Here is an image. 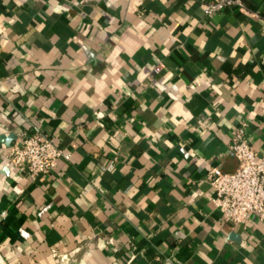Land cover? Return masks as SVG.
I'll return each instance as SVG.
<instances>
[{"label": "crops", "instance_id": "obj_1", "mask_svg": "<svg viewBox=\"0 0 264 264\" xmlns=\"http://www.w3.org/2000/svg\"><path fill=\"white\" fill-rule=\"evenodd\" d=\"M214 1L0 0V264H264L206 179L240 123L264 155V0ZM33 130L71 155L36 179Z\"/></svg>", "mask_w": 264, "mask_h": 264}, {"label": "built area", "instance_id": "obj_2", "mask_svg": "<svg viewBox=\"0 0 264 264\" xmlns=\"http://www.w3.org/2000/svg\"><path fill=\"white\" fill-rule=\"evenodd\" d=\"M233 8L248 9L245 0H217L207 4L204 13L209 18ZM246 129L247 124L240 123L228 145V153L238 161L236 171L223 173L219 167L210 166L206 178L214 195V208L232 227L246 226L252 216L264 222V155L254 148ZM70 158L39 130L18 132L6 150V159L14 171L31 179L52 173L60 159Z\"/></svg>", "mask_w": 264, "mask_h": 264}, {"label": "water", "instance_id": "obj_3", "mask_svg": "<svg viewBox=\"0 0 264 264\" xmlns=\"http://www.w3.org/2000/svg\"><path fill=\"white\" fill-rule=\"evenodd\" d=\"M14 138V137H13Z\"/></svg>", "mask_w": 264, "mask_h": 264}]
</instances>
